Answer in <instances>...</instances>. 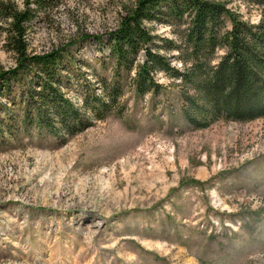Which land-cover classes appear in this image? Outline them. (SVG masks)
Segmentation results:
<instances>
[{"label": "rangeland", "instance_id": "1", "mask_svg": "<svg viewBox=\"0 0 264 264\" xmlns=\"http://www.w3.org/2000/svg\"><path fill=\"white\" fill-rule=\"evenodd\" d=\"M134 1L30 3L27 52L60 53L59 88L83 124L39 123L36 99H20L36 77L0 92V264H264V117L195 127L183 113L191 87L157 68L139 91L144 52L118 65L108 49ZM210 1L227 10L219 34L232 17L264 22V3ZM188 23L144 20L145 48L183 71ZM7 29L0 20L3 70L16 65ZM225 52L217 45L209 64Z\"/></svg>", "mask_w": 264, "mask_h": 264}, {"label": "trees", "instance_id": "2", "mask_svg": "<svg viewBox=\"0 0 264 264\" xmlns=\"http://www.w3.org/2000/svg\"><path fill=\"white\" fill-rule=\"evenodd\" d=\"M46 1L25 0L18 7L11 0H0V20L8 27V49L16 55L14 68L0 69V92L5 89L11 93L14 81L22 74L36 77V86L24 88L20 99H36L39 123L49 126V120L55 118L72 132L83 120L79 109L59 88L62 56L59 52L44 55L27 52L25 23L34 13L30 3L41 7ZM253 1L264 3V0ZM123 9L108 49L118 65H127L129 56L144 52L145 59L138 65L139 91L151 87L154 80L150 73L157 68L191 87V94L189 91L183 94V113L195 127H205L217 118L247 122L264 117V22L251 26L232 17L231 28L219 34L215 28L227 10L210 0H135ZM158 12L177 18L189 16L185 37L191 51L184 52L182 61L188 65L183 71L172 67L161 53L145 48L152 36L143 21L153 19ZM217 45L225 47L226 52L216 64L210 65L208 56ZM93 101L98 99L95 97ZM25 116L31 119L33 113L26 110Z\"/></svg>", "mask_w": 264, "mask_h": 264}]
</instances>
